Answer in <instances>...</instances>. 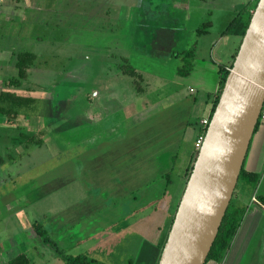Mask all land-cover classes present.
I'll use <instances>...</instances> for the list:
<instances>
[{"label": "rangeland", "instance_id": "obj_1", "mask_svg": "<svg viewBox=\"0 0 264 264\" xmlns=\"http://www.w3.org/2000/svg\"><path fill=\"white\" fill-rule=\"evenodd\" d=\"M255 3L256 0H30L27 7L22 2L20 7H11L9 0H0V89L32 98L18 108L11 121L5 122L0 115V156L5 159L3 152H9L4 151V144L19 143L22 147L15 161L0 172L4 178H0V189L10 191L4 198L14 201L5 212L18 214L25 229L28 219L34 218L30 223L33 230H38L34 228L37 223L44 236L55 242L51 220L79 212L81 202L95 214L103 215L101 223L114 217L119 208L130 209L131 217L116 222L102 237L84 240L80 246V250L90 251L87 257L105 264H126L141 245L143 239L127 228L132 221L142 231L147 225L144 236L149 241L157 235L156 226L160 227L159 234L167 232V221L175 211L174 203L179 200L197 151L187 163L195 122L205 113V93L218 80L219 65L231 61L238 45L239 36L221 32L244 5L251 9ZM202 22H209L208 26L204 33H197ZM192 48L190 69L180 75L177 69L184 67L183 53ZM19 51L31 52L35 58L19 86L5 85L15 75L14 56ZM127 65L139 77L124 74L122 67ZM191 98L202 99L203 103L199 106L195 101L189 114L190 136L179 142L172 158L158 152L145 165L149 151L135 144L157 132L159 139L153 135L147 141L149 149L159 148L160 134L169 131ZM214 98L215 94L208 101L207 115ZM20 131L24 137L19 136ZM131 145L129 152L125 147ZM112 153L118 155L113 157ZM158 158L163 165L160 161L156 164ZM166 161L170 170L158 173L160 168L165 169ZM161 175L168 183L163 198L156 200L153 197L161 187L157 180ZM151 176L156 179L153 184H157L154 195L141 201L138 195L134 200L136 192L131 189H138L140 179ZM128 189L133 191L131 195ZM249 189V185L237 182L235 191L241 202ZM94 195L105 200L113 196L116 204L105 205V209L89 206L85 201ZM120 195L123 198L116 199ZM152 199L155 201L149 205H153L144 206L140 212L137 205ZM167 202L168 210L164 212ZM132 203H138L136 208ZM5 207L0 205V212ZM13 222L6 218L5 232L13 230ZM36 235L41 245L38 237H33L35 249L25 245L22 249L28 259L34 263H47L52 257L61 260L42 236ZM60 249L76 254L68 248Z\"/></svg>", "mask_w": 264, "mask_h": 264}, {"label": "water", "instance_id": "obj_2", "mask_svg": "<svg viewBox=\"0 0 264 264\" xmlns=\"http://www.w3.org/2000/svg\"><path fill=\"white\" fill-rule=\"evenodd\" d=\"M264 103V0H256L205 126L156 264H203Z\"/></svg>", "mask_w": 264, "mask_h": 264}, {"label": "crops", "instance_id": "obj_3", "mask_svg": "<svg viewBox=\"0 0 264 264\" xmlns=\"http://www.w3.org/2000/svg\"><path fill=\"white\" fill-rule=\"evenodd\" d=\"M21 2L25 4L27 7V5L30 3V0H19L18 2L14 0H9V4H11L10 5L11 7L13 6L20 7ZM246 10L249 11L250 7L247 6ZM9 17L7 16V18ZM217 76H218V73H217ZM218 86H219V79L218 80L216 79V83H214V85L212 86L211 91L205 93L206 94L204 98L205 104L203 107L205 113H202L200 117H198L197 122H195L196 124H195L193 138L190 139L191 146L188 148L187 153H186L187 163L189 159L193 156L194 151L196 150L195 139L197 137L199 126H200L199 121L201 118L205 117L208 114V105H209L208 101L216 93ZM203 88L204 87H202V89ZM188 91H191V87L188 88ZM195 101H197L196 98H191V100L187 103V105H185L183 111L178 115L176 120L175 121L173 120L169 131L167 133L160 134V140H159L160 147L159 148H154L151 146L149 149L147 140L149 139L152 140L154 133H152L149 139L143 138V140H141L143 142L140 141L135 144L137 145L138 149L141 148L143 150V147H144L146 150L149 151L148 152L149 157L146 160V162H144V164L146 163L145 165L150 164L151 163L150 159L153 160V157L155 155H158V152H162V153L165 152L166 155L171 158L174 155H176V152L174 151H176L180 147L179 142L186 135L190 136L188 135L189 133L188 129L190 127L189 124L191 123H189L187 120L189 118V114H191L193 110L192 108H193ZM197 103L200 106V104L203 103L202 99L197 101ZM46 121L49 122L48 117L46 118ZM20 126H22V121H21ZM173 126H175V128L172 130ZM37 127H38V124H35L33 126L34 129H36ZM155 133L157 135V132ZM22 135L23 134L20 131L19 136L21 137ZM156 135L154 136L157 139H159V136H156ZM139 143H142V144H139ZM38 144H42V143L39 142ZM20 147L21 145L19 143L17 144L12 143L11 145L4 144V151L8 150L10 153L7 151L3 152L5 159L0 156V172L5 169V166L8 163L15 161L16 159L15 156L20 155ZM127 148H129L128 149L129 152H132L131 150L132 145L125 147V149ZM169 149H172V151H170ZM111 155L114 157V156H117L118 154L115 155L114 153H112ZM158 161H160L159 158L157 159L156 164H158ZM160 164L163 165L164 163L160 161ZM129 167L131 168L132 166H129ZM242 167L244 170L256 175L255 186L253 189L252 188L249 189V191L247 192V196H245V199L243 198L241 202L239 200L238 192L234 198L235 203L241 202L240 204H237V205L245 206L246 210L241 218L239 226L221 262H215V261L209 260L205 264H264V120L258 121V124L251 135V138H250L247 150H246V154L242 162ZM118 169L119 168H117L116 170ZM171 169H172V166H171ZM159 170H158V173L159 172H162V174L167 173L170 170V163H167L166 161L165 169L160 168ZM182 171L184 172L185 169H183ZM162 176L163 175H161L157 179L158 181H160L161 187L158 190L157 196L153 197L156 200L163 198L165 189H166L165 186L168 183V180L164 181ZM0 178H1V181L4 180V178L2 177ZM177 178H180L179 175ZM154 181H156V179H154V177L152 176L149 178H145V179L141 178L139 181V188L137 189L134 186V188L131 189L133 191L135 190L136 192L134 194L135 196H133L132 198L134 200H137L138 195H139L138 200L140 201L142 200V198L143 199L149 198V196L151 198L152 195H154L153 189L157 185V184H153ZM136 184H138V181L136 182ZM129 189L128 191H126L127 193L131 191ZM133 191L130 192L129 194L131 195ZM9 192L10 191L8 192L4 191L3 188L0 189V205L6 206L5 209L1 210L0 212V264H5L7 260H9L11 257H13L14 255L18 253H24L26 255L25 251L22 250L24 249V245L25 247L29 249H35V244L31 242L33 240V237H38L37 243L39 244V246L41 245V238L38 235H36V232L33 230V226H31L34 218L28 219V224H26V226H28V229L27 228L25 229V228H22V226L19 223L20 216H18V214H15L13 216V215H8V213H6L8 210V207L12 208V206L10 205L14 204V201H8V200H5L4 198V196L7 193L9 194ZM252 195L254 196L256 202H253L250 200ZM113 198H114L113 196H110L109 200L108 199L105 200L104 198L98 199L97 196L94 195L92 198H89L90 200L87 199L85 203L89 204V206H93L94 208L99 209L100 207H102V209H105V205L112 206L116 204ZM118 198L121 199L123 197L122 195H120L116 199ZM154 199H152L149 202L142 201L139 205H137L138 203H132L134 204L133 206H135V207L133 206L132 207L136 208V205H137V208L140 209V212H143V209L141 208H145L144 206L149 207L153 205V204L151 205L149 204L155 201ZM123 201H125V199ZM22 202H23L22 204H24V200ZM177 202L174 203V210L176 208ZM167 204L168 202L164 205V209H163L164 212H167L168 210L167 208H165ZM120 205H122V203H120ZM79 206H81L79 212H72L70 214H66L60 217L56 216V218L51 220L49 226H50L51 231L53 232L55 242L58 246H60V248H68L69 252H73L74 254L75 253L84 254L86 256H87L86 252H90V251L80 250V246H83L84 240L86 241V239L90 237H94V238L102 237L104 235L103 233L104 231H108L109 229L114 228V226H116V222L121 221V219L123 218L126 219L127 217H131L130 213H132L130 209L120 210L119 208V212L117 214L115 213L114 217H111V219H109L107 222L101 223V221L103 222V215L95 214V212L93 210L92 211L89 210L90 207H86V205L83 202H81ZM173 214L170 215L171 218L169 217L167 221V229L169 228ZM7 217L8 218L10 217L14 221L13 230L12 231L6 230L5 232L3 223L5 222ZM131 223H130L131 225L130 224L127 225V228L130 231H132V233H134L135 235L137 236L139 235L138 237H140L143 240L141 242V245L138 246L137 250L135 251L133 255L134 257L132 256L126 259V264H156L162 243L165 240L167 232L165 231L163 235L159 234L160 227L156 226L155 229H156L157 235H153L154 237L151 239V241H149V240H146L145 239L146 236H144V234L146 235L147 233L146 232L147 225H145L144 230L142 231L141 228L138 229L139 226L136 221H132ZM29 225L31 227H29ZM107 235L110 236L109 233ZM160 235H161V238H160ZM29 244H30V247H29ZM77 250H79L80 252H78ZM94 250L95 249H92V252H94ZM99 259H103V257ZM28 260H29V264H63L62 260L58 258L54 259L53 257L51 258V261H48L47 263L40 262L39 260L34 263V262H31L30 259ZM106 264H110V261H106Z\"/></svg>", "mask_w": 264, "mask_h": 264}, {"label": "trees", "instance_id": "obj_4", "mask_svg": "<svg viewBox=\"0 0 264 264\" xmlns=\"http://www.w3.org/2000/svg\"><path fill=\"white\" fill-rule=\"evenodd\" d=\"M14 1L18 2L19 0H14ZM246 8L247 6L244 5L242 9L239 12H237L236 15L228 22V24L225 26V28L221 32L222 34L229 33V34H234L236 36H239V40L237 44H239L240 42L241 36L244 32V29L246 28L248 19L252 11V8L250 9L249 12L246 10ZM208 23L209 22H202L200 26L196 28V32L197 33L203 32L204 28L207 27ZM237 47L235 49V52L237 50ZM235 52L232 55V59H233ZM192 56H193V48L183 53L184 67H180L177 69L178 74L186 75L188 73L190 69V64H191L190 59L192 58ZM34 58H35V55L31 52H27V51L17 52L14 56V63H13L14 68H15V75L13 77L8 78L4 82L5 85L14 86V87L19 86L21 83V80L25 79L26 74H27V69L32 65ZM231 61L228 64H222V65H219L218 67L217 73H218V79H219V86H218L217 92L215 93V98L210 107V111H209L210 113L216 103L224 77L228 72L226 67L230 68ZM122 72L124 74L126 73L130 75L131 77H139V74H137L134 68L128 65L125 67L124 66L122 67ZM30 99H32L30 96L18 95L9 90L0 89V115L5 117V122L11 121L12 118L17 116L19 112L18 108L24 105ZM208 116H210V114ZM257 124H258V121L256 122L254 126V130ZM202 129L205 130V128H202V126L200 125L198 133ZM22 136L24 137L25 135L23 134ZM190 168H191V165L189 166V170ZM238 181L249 185L250 188L253 189L256 183V175L244 170L242 166L240 167L231 197L225 208L220 224L216 231L215 237L211 243V246L207 252V255L205 257L203 264H205L209 260H212L215 262H221L239 226L241 218L246 210L245 206H239L232 200V196L235 197L236 195L235 188H236V184ZM34 228L38 229V230H35V232L38 233L40 236H42V239L45 242H47L49 246H51L55 254H57V256L61 258V260L63 261V264H105L93 258L87 257L84 254L69 255L65 253L64 250L58 248V246L56 245L54 241L44 236L45 232L38 224H35ZM5 264H29V260L24 253H18L14 255L13 257H11L9 260H7Z\"/></svg>", "mask_w": 264, "mask_h": 264}, {"label": "built area", "instance_id": "obj_5", "mask_svg": "<svg viewBox=\"0 0 264 264\" xmlns=\"http://www.w3.org/2000/svg\"><path fill=\"white\" fill-rule=\"evenodd\" d=\"M227 70H229V68L226 67ZM208 120H209V116H205L204 118L200 119L199 121V124L202 126V128H205L206 124L208 123ZM264 120V103L260 109V112H259V115L257 117V121H263ZM203 134H204V129H202L198 134H197V137L195 139V148L196 150L198 149L200 143H201V140H202V137H203ZM251 201L253 202H256L254 196L252 195L251 198H250Z\"/></svg>", "mask_w": 264, "mask_h": 264}]
</instances>
